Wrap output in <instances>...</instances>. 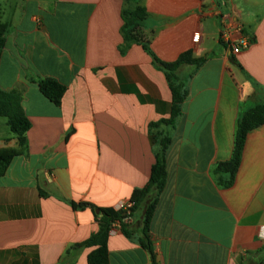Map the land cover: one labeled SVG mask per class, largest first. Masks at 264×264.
Listing matches in <instances>:
<instances>
[{"label":"crops","instance_id":"0c3cea01","mask_svg":"<svg viewBox=\"0 0 264 264\" xmlns=\"http://www.w3.org/2000/svg\"><path fill=\"white\" fill-rule=\"evenodd\" d=\"M0 22V90L19 93L30 124L0 176V264H87L95 248L77 246L99 231L101 210L147 184L150 125L170 116L151 54L173 63L186 52L205 62L180 70L181 115L157 129L170 144L148 231L155 264H264V124L247 135L231 185L214 172L232 155L238 118L264 106V0H0ZM235 22L250 45L233 56L220 34ZM130 24L149 53L125 37ZM42 79L64 86L58 105ZM6 125L0 150L18 149ZM141 214L113 225L108 264H152Z\"/></svg>","mask_w":264,"mask_h":264},{"label":"trees","instance_id":"16d2710c","mask_svg":"<svg viewBox=\"0 0 264 264\" xmlns=\"http://www.w3.org/2000/svg\"><path fill=\"white\" fill-rule=\"evenodd\" d=\"M138 20L140 17L137 16ZM138 24L126 26L124 35L127 39L141 44L144 51L149 53L147 42L138 29ZM8 25L0 22V57L5 45ZM153 64L165 75L171 92L170 116L167 120H162L159 124L150 125L156 131L154 137V158L155 162L151 167L150 177L147 184L134 190L130 202L132 207L128 211L104 209L99 220V231L91 236L84 243L77 247L95 248L87 256V264H108L107 238L115 223L122 224L127 218H131L136 212L141 211V247L151 256L152 264H155L153 252L148 239L149 225L157 204L159 194L164 188L166 181L165 153L170 144V139L163 136L157 129L161 125L173 126L176 119L181 115V105L187 96V90L179 79L178 74L185 66H195L199 68L205 59H194L190 52L181 54L173 63H163L151 54ZM41 94L58 105L65 93L64 86L53 79H42L37 82ZM0 118L6 119L10 133L15 136L18 149L0 150V176L4 174L10 161L20 155L25 150V134L30 128V124L23 113L21 98L17 92H3L0 90ZM264 124V106H256L243 113L237 120L236 132L234 136V147L229 161L216 166L214 172L217 175H228L223 187L232 184L234 176L239 168L241 155L247 135L254 129ZM72 207H75L72 205ZM125 227V226H124ZM126 235V232L123 231Z\"/></svg>","mask_w":264,"mask_h":264},{"label":"built area","instance_id":"2783aa9c","mask_svg":"<svg viewBox=\"0 0 264 264\" xmlns=\"http://www.w3.org/2000/svg\"><path fill=\"white\" fill-rule=\"evenodd\" d=\"M242 26L235 22L231 26L224 27L220 34V41L229 49V53L233 56L239 55L243 50H246L250 45V40L243 34ZM236 33L238 36L233 37ZM132 207V203L120 204L118 210L128 211ZM258 240L264 242V226H261L257 232Z\"/></svg>","mask_w":264,"mask_h":264},{"label":"rangeland","instance_id":"374dc122","mask_svg":"<svg viewBox=\"0 0 264 264\" xmlns=\"http://www.w3.org/2000/svg\"><path fill=\"white\" fill-rule=\"evenodd\" d=\"M0 120H1V122H6V119H4V118H0ZM4 132H6L5 133V135H10V136H12V134L9 132V130H8V127H7V125H6V128H5V130H4Z\"/></svg>","mask_w":264,"mask_h":264},{"label":"water","instance_id":"95a60500","mask_svg":"<svg viewBox=\"0 0 264 264\" xmlns=\"http://www.w3.org/2000/svg\"><path fill=\"white\" fill-rule=\"evenodd\" d=\"M96 214H98L99 212L98 211H95Z\"/></svg>","mask_w":264,"mask_h":264}]
</instances>
